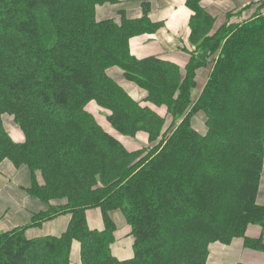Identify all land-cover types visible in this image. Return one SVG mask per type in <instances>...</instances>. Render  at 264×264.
<instances>
[{"label":"trees","instance_id":"16d2710c","mask_svg":"<svg viewBox=\"0 0 264 264\" xmlns=\"http://www.w3.org/2000/svg\"><path fill=\"white\" fill-rule=\"evenodd\" d=\"M203 1L187 0L182 68L131 52L162 26L150 3L131 19L99 16L117 0H0V178L11 167L10 185L34 202L29 223L0 231V264H207L215 243L263 249L264 2L219 21ZM92 104L119 136L147 144L129 150ZM92 209L103 230L89 226ZM68 215L60 236L29 235ZM117 216L134 239L129 259L112 250Z\"/></svg>","mask_w":264,"mask_h":264},{"label":"crops","instance_id":"0c3cea01","mask_svg":"<svg viewBox=\"0 0 264 264\" xmlns=\"http://www.w3.org/2000/svg\"><path fill=\"white\" fill-rule=\"evenodd\" d=\"M117 1L118 3L115 5H105L104 7L99 8V16L108 17L122 10L129 18H138L142 13V4L150 3L151 19L155 22L162 23L161 28L157 32L135 37L131 40V52L135 57L142 59L149 56H157L164 60L171 61L182 68L187 66L191 57L190 52L193 49L190 42V20L192 12L187 7V0ZM261 2H264V0H204L202 5L209 12L219 17V21L220 19L225 20L229 13L235 14L239 11H242L241 19L244 20L253 15ZM231 21L239 20H237V18H232ZM111 74L119 79L128 92L133 96L137 98L143 97V94L136 86L124 82L121 79L122 77L117 72L112 70ZM157 112L162 117H166L167 115V110L165 108L157 109ZM107 129L109 130L110 128L107 127ZM117 137L119 139L124 138L119 135ZM138 138L139 140L141 139V145L147 144V135L140 134ZM124 143L129 150H136L141 146L140 145L134 149L133 147L128 146V140ZM6 170L10 171L11 173L13 172L11 167H8ZM1 176H3V174ZM258 202L260 205L264 206V170ZM70 221L71 216L69 215L60 217L52 222L46 223L41 229L31 230L29 235L31 237H39L44 235L60 236L68 229ZM116 221L119 225V231L116 234V242L112 246V250L115 256L120 258L124 256L123 251L117 250L116 252L115 248L118 241L121 239V229L128 226L124 224L123 219L119 216H117ZM87 222L91 228L103 230L104 221L101 210L96 209L88 211ZM262 234V228L257 225H250L246 233L247 237L253 240L261 239ZM133 244L134 239L132 243V255ZM76 256L77 255H75L74 262L72 264H78V257ZM213 257L223 258L221 264H264V247L261 250L246 248L243 239H236L230 245L215 243L211 245L207 264H218L220 260ZM229 259L230 261H228Z\"/></svg>","mask_w":264,"mask_h":264},{"label":"rangeland","instance_id":"374dc122","mask_svg":"<svg viewBox=\"0 0 264 264\" xmlns=\"http://www.w3.org/2000/svg\"><path fill=\"white\" fill-rule=\"evenodd\" d=\"M90 109L94 111V113L98 116L100 123L105 128L109 127V124L106 122L105 116L100 112L96 104H92L90 106ZM109 131L115 136H118V134L115 131H113L111 128L109 129ZM12 135L16 140L20 139V135L18 134V131L13 132ZM121 139L124 142L128 140L127 143L128 146H131L134 149H136L142 144L141 139L139 140V138L137 139L121 138ZM3 172H4L3 176L0 178V191L3 201V208H4L3 214L5 209H7V213L6 215L2 216V218L0 219V231L11 229L14 226L25 225L29 223L31 216L28 214L27 210L32 209L34 205L33 204L34 202H29L26 196L23 193H21L19 190H17L15 186H13L12 184L10 185V181L8 180L12 179L15 181V179H17L14 171L11 173L8 170H4ZM92 210H96V209H92ZM132 243H133V237L130 235L129 227L122 228L121 239L118 241L117 246L115 248L116 252L117 250L123 251L124 256L120 257L121 259H129L133 256ZM213 258L220 260L218 264H221V262L223 261V258L221 257H213ZM228 261H230V259Z\"/></svg>","mask_w":264,"mask_h":264}]
</instances>
